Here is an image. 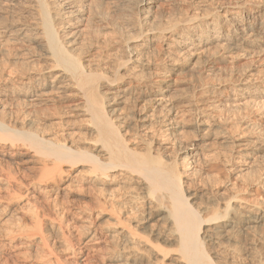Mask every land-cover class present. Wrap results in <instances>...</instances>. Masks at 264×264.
<instances>
[{
  "label": "bare ground",
  "instance_id": "bare-ground-1",
  "mask_svg": "<svg viewBox=\"0 0 264 264\" xmlns=\"http://www.w3.org/2000/svg\"><path fill=\"white\" fill-rule=\"evenodd\" d=\"M14 1L8 0L10 7L15 4ZM33 1H36L38 7V21L30 25L22 22L14 26L11 22V30L19 37H29L28 33H32L33 39L39 40L37 44L45 49L53 65L43 73H23L11 79L26 84L19 93L22 96L21 105L31 106L51 100L65 88L66 81L71 80L81 93L83 109L80 111L88 116L89 133L85 137L86 146H75L74 141L68 144L59 139L48 138L44 133L46 126L42 118L30 116L23 109L6 112L5 103L0 98V144L12 149L13 154L9 158L23 155L35 166L33 168L38 176L26 182L21 178L23 174L14 170V174H18L20 178L12 175L15 179L11 177V180L6 179L5 182L0 179V206H7L9 217L15 211L22 213L29 199H25L28 194L21 192L18 185L30 186L33 183V186L36 182L37 185H45L49 182L58 186L63 181L65 172H72L74 176H86L89 185V192H86L89 195L84 209L88 212L90 222L85 234L67 231L62 220L55 217L57 213L54 215L46 207L42 210L35 208L27 219L29 223H26L24 216L27 210L23 216L17 215L19 218L15 222V219L9 217L2 219L0 239L6 240L12 250L8 257L5 252L0 251V264H101L100 261L103 264H227L232 259V254H242L243 248L237 247L241 242L248 241V244L253 245L250 235L264 236V208L241 204L242 200L237 198V192L226 194L217 189L212 193L210 189L209 193L210 187L203 190L201 187L198 189L201 191H184V185L188 183L185 172L198 157V143L187 144L177 157L168 153L170 146L167 140L176 136L179 129L176 124L178 110L174 111L173 105L168 103L167 92L170 85L162 86L156 78H152L147 87L146 80L144 87L136 89L138 93L148 97L147 100L155 107L165 108L164 117L160 118L161 125L155 131L163 137L162 140H154L152 136L155 133L145 135L149 137L145 139L140 134V128L151 126L152 122L147 124L143 121L145 118L141 122L134 121L120 113L111 115L105 108L107 101L120 100L133 94L134 88L130 84L135 80L128 79L124 82L118 74V68L113 77L103 82L106 91L101 93L99 82L103 74L87 70L80 61V55H73L61 41L54 20L72 16L78 8L75 9L68 0H60L57 1L58 9L51 11L45 0ZM226 1L215 5L210 1L208 14H187L180 22H170L171 24L159 29L152 27L150 21L148 24L152 28L148 25V28L139 26L133 39L138 41L146 33L149 36L158 31L179 34V38L173 37L170 44H167L171 48L166 50L165 58L177 54L190 55L195 48L214 44L213 47L226 53L223 57L225 59L246 50L257 52V55L259 52L264 59V1ZM158 2L159 0H139L144 22L150 20ZM199 2L196 5L202 3ZM191 3L192 1H188L180 7L188 12V7L194 5ZM197 10L200 12L202 9ZM131 40L128 39L125 44L126 61L139 62V47L143 44ZM215 54H210L209 58L220 60L221 56ZM121 65L124 63L119 64ZM53 71L57 73L51 76L46 74ZM165 72V67L158 69L155 77H161ZM254 78L248 73H241L239 81L252 84ZM256 87L250 85L248 90L243 89L237 95L264 94V89L258 90ZM220 89L222 92L225 88ZM12 92L10 90L9 96H13ZM190 109L192 108L188 110ZM193 109L199 112L201 110L199 105ZM201 122H198L199 126ZM196 127L199 128L198 125ZM234 143L237 149L235 152L240 158L263 151L261 145H252V142L245 139L238 138ZM23 146L27 148L25 152L18 148L24 149ZM5 154L7 155L0 151L2 161ZM248 164L249 161L245 160L241 165L226 167L231 175H235L246 169ZM212 167L216 170L214 167L217 165ZM26 170L27 167H21L22 172ZM236 177L238 176L234 178ZM230 182L232 188L237 186V182ZM196 197L201 199L199 203L193 200ZM39 207L43 208L42 205ZM70 214L73 216L74 213ZM68 215H64L66 220L77 218H69ZM24 245L28 246L27 254L22 250ZM61 247L64 248L60 249ZM228 247L233 252L221 251ZM68 249L72 257H69Z\"/></svg>",
  "mask_w": 264,
  "mask_h": 264
},
{
  "label": "rangeland",
  "instance_id": "rangeland-1",
  "mask_svg": "<svg viewBox=\"0 0 264 264\" xmlns=\"http://www.w3.org/2000/svg\"><path fill=\"white\" fill-rule=\"evenodd\" d=\"M45 1L49 10L53 11L58 6L57 1L60 0ZM68 1L75 9L78 8L79 10L77 9L72 16L54 20L55 28L61 35V41L69 51L73 55H80V61L87 70L103 74V78L99 82L101 84V93L106 91V88L102 85L103 82L107 78L113 77L118 68V74L123 78L124 82H127L128 79L135 80L130 84L134 88L132 90L133 94L120 100L107 101L105 108L108 114L120 113L122 116H128V119L134 121L141 122V119L145 118L143 121H146L147 124L152 122L151 126L140 128L142 131L140 132L141 136L147 139L149 138L147 136L155 133L161 125L160 118L164 117L165 108L162 106L155 107L153 103L147 100L148 97L141 94V92L138 93L136 89L144 87L146 80L145 87H147L152 78H156L157 82L162 86L169 84V91L167 92L168 103L170 102L173 105L174 111L178 110L176 124H178L179 129L176 136L169 138V141L167 140L170 146L168 153L171 152L173 156L177 157L184 146L189 143H198V148L196 147V149L199 158H195L194 165L191 164L189 169H187L188 173L185 172V176L189 179L185 178L188 183L184 185V191H201L210 187L208 188L209 193H211V190L213 193L217 189L225 191L226 194L237 192V198L242 200L241 204H246L247 206L257 205L264 208V94L237 95L243 92V89L248 90L250 85L251 87L252 85L257 86L258 90L264 89L263 54L258 52L257 55V52L246 50V52L241 51V54H233L231 58L225 59L223 57L226 56V53L223 50L213 47L215 46L214 44H205L200 49L193 48L194 50L191 51L192 53L190 52V55L177 54L165 58L166 50L171 48L167 44H170V39L173 37L179 38L177 37L179 34L171 35L167 32L158 31L156 34L149 36V33H146L138 41L133 39L137 35L139 26L148 28L152 25L156 29L166 27L170 22H180L187 14L195 12L200 15L206 14L209 12V4L211 2V4L215 5L226 0H159L158 7L154 8L151 18L147 22H144L145 19L142 18L144 16H142L143 12L138 4L139 0ZM185 1L186 3L192 1L191 4H194L188 7L189 10L187 8L188 12L183 7H180L182 4H186ZM195 1L202 2V6L201 4L196 5ZM214 1H217V3ZM14 3L10 7L8 0H0V85H2L0 86V98L5 103L6 112L23 109L30 116L37 115L44 120L46 137L55 140L59 139L61 142L65 141L68 144L74 141L75 146H86L87 140L85 137L87 138L89 133L88 116L83 115L80 111L83 109L82 99L80 98L81 93H79L77 86L71 80L66 81L65 88L55 94L51 100L42 101L31 106L21 105L22 96L19 93H21V88L26 86V84L11 79L23 73H43L53 65V61L49 59L45 49L37 44L39 40L37 38L33 39L34 35L32 33H28L29 37L26 35L27 37L20 36V38L12 31L14 25L22 22L30 25L38 21L36 1L15 0ZM203 7L205 10H203ZM197 9L202 10L197 12ZM11 22L14 23L13 26ZM7 26L8 28H6ZM127 38L144 45L139 47L141 49H139L140 53L138 52L139 62L126 61L125 44L128 41ZM217 50L219 54H215ZM210 54L221 56V59H210ZM222 54L224 55L222 56ZM122 63L124 65L119 66ZM164 67L166 69L165 75L155 77L156 70ZM249 70L252 71L249 72ZM56 73V71H53L46 74L51 76ZM241 73L252 75L253 78H256H254L256 82L254 81L251 84L239 81ZM221 87L225 88L222 92ZM154 88H156V85ZM10 90L13 91V96H9L11 95ZM198 105L201 108L200 112L193 109ZM189 108L192 109L189 111ZM198 122H201L200 126ZM196 124L201 129L197 128ZM80 138L82 139L80 140ZM152 138L159 141L163 137L155 133ZM238 138L252 142V145L256 143L261 145L263 151L255 155L249 154L244 155L242 158L238 157L234 143V140ZM18 148L24 152L27 149L24 146V149H21L22 147ZM0 151L7 153V155L5 154V159L2 158L3 161L0 159L2 161V164H0V179H4V182L7 181L6 179L11 180L14 175L18 178L21 177L18 174H14V170L21 172L23 174L21 178L26 182L38 177L36 176L35 168H33L35 166L28 162L23 155L9 158V155L13 154L12 149L2 144H0ZM245 160L246 162L249 161V166L247 165L246 169L240 174L238 171L237 174L239 175H231L227 171V167L241 165L242 161ZM216 165L217 167H214L216 170L212 169V166ZM22 166L27 167L26 172L21 171ZM65 174L62 184L60 183L58 186L49 182L45 185H37L36 182V185L34 184L33 186V183H31V187L23 184L18 187V185L17 188L21 192L28 194L27 198L25 195V199H29L25 203L24 208L25 213L27 210L26 215L24 212L17 213V211H13L14 213L9 217L7 206L3 205L4 207L0 206L2 208H0V220L9 217V219H15V222L17 221V215L23 216L22 214H24L26 223H29L27 219L35 211V208L42 210L46 207L45 209L49 208L54 215L57 213L55 217L57 220H62L65 230L85 234L90 222L88 212L85 211L86 206H84L88 203L87 195L89 194L87 192H89V185L86 181V176H74L72 172H65ZM235 176H238L236 177L237 180L234 178ZM13 179L15 178L13 177ZM230 180L237 182V186H234L235 188L231 187ZM260 180L262 181L259 182ZM17 184L19 183L17 182ZM25 186L27 187L25 188ZM193 200L196 203L201 201L197 197ZM41 205L43 208L39 207ZM64 210L68 211L65 212ZM69 211L74 213L73 216ZM66 213L69 214V218L71 216L73 218L77 216V218L75 220H66L64 216ZM250 238H252L253 245L248 244V241L247 243L244 241L245 244L241 242L237 247L243 248L242 254L234 253L232 256L229 255L232 259L227 264H264V236L254 234L250 235ZM3 240L2 238L0 239V251L5 252L8 257L12 249H9V244L5 242L6 240ZM27 247V245H24L22 248L24 253L27 251ZM63 248L61 247L60 249ZM228 248H222L221 251L224 253L228 252V250L230 253L233 252L231 248ZM68 250L69 257H72L70 249ZM100 262L103 264L102 261Z\"/></svg>",
  "mask_w": 264,
  "mask_h": 264
}]
</instances>
